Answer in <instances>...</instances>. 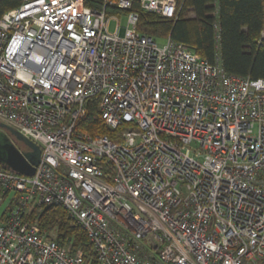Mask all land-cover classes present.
I'll list each match as a JSON object with an SVG mask.
<instances>
[{"label":"built area","instance_id":"built-area-1","mask_svg":"<svg viewBox=\"0 0 264 264\" xmlns=\"http://www.w3.org/2000/svg\"><path fill=\"white\" fill-rule=\"evenodd\" d=\"M139 11L178 16L175 0H23L1 16L0 123L40 161L0 167V264H85L25 219L53 206L97 264H264V79L158 45ZM91 99L124 127L114 139L77 130Z\"/></svg>","mask_w":264,"mask_h":264},{"label":"trees","instance_id":"trees-1","mask_svg":"<svg viewBox=\"0 0 264 264\" xmlns=\"http://www.w3.org/2000/svg\"><path fill=\"white\" fill-rule=\"evenodd\" d=\"M175 1L178 16L174 20L139 11L138 32L155 39L169 36L209 63L215 61L217 54L222 68L230 75L250 80L264 79V39L261 38L264 0ZM22 4L23 0H1L0 18ZM84 5L97 9L101 0H84ZM107 14L120 13L112 9ZM76 128L86 135H108L114 139L124 127L116 131L107 128L98 112V99H91L87 101L86 115ZM3 137L0 133L1 144L4 143ZM0 167L7 169L1 163ZM108 170L111 172V168L108 167ZM25 219L43 231H55L58 244L81 250L85 264H97L85 232L61 207L33 209Z\"/></svg>","mask_w":264,"mask_h":264},{"label":"water","instance_id":"water-1","mask_svg":"<svg viewBox=\"0 0 264 264\" xmlns=\"http://www.w3.org/2000/svg\"><path fill=\"white\" fill-rule=\"evenodd\" d=\"M0 129L7 131L15 140L23 143L30 150V152L21 154L3 135L4 143H0V163L15 173L32 176L40 161V149L9 126L0 123Z\"/></svg>","mask_w":264,"mask_h":264},{"label":"rangeland","instance_id":"rangeland-1","mask_svg":"<svg viewBox=\"0 0 264 264\" xmlns=\"http://www.w3.org/2000/svg\"><path fill=\"white\" fill-rule=\"evenodd\" d=\"M115 25H116V22L114 21H110L109 22V31H114L115 29ZM119 26L120 27H126V20L125 18H120L119 19ZM165 42V40L161 39V40H157V44L158 45H162L163 43ZM0 133L4 136H6L7 139H9V141L14 145V147L17 149V150H21L23 152H26L27 153V148L23 145V143L15 140L7 131L3 130V129H0ZM3 206H5L4 204L1 205V209L3 208ZM47 232V231H45ZM51 236L55 237L56 236V232L55 231H50L48 232Z\"/></svg>","mask_w":264,"mask_h":264},{"label":"flooded vegetation","instance_id":"flooded-vegetation-1","mask_svg":"<svg viewBox=\"0 0 264 264\" xmlns=\"http://www.w3.org/2000/svg\"><path fill=\"white\" fill-rule=\"evenodd\" d=\"M27 152H30V150H29V149H27Z\"/></svg>","mask_w":264,"mask_h":264}]
</instances>
